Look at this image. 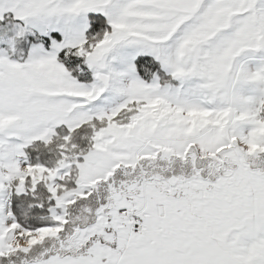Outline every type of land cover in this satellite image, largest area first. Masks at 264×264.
Here are the masks:
<instances>
[{"label":"snow or ice","instance_id":"snow-or-ice-1","mask_svg":"<svg viewBox=\"0 0 264 264\" xmlns=\"http://www.w3.org/2000/svg\"><path fill=\"white\" fill-rule=\"evenodd\" d=\"M0 264H264V0H0Z\"/></svg>","mask_w":264,"mask_h":264}]
</instances>
